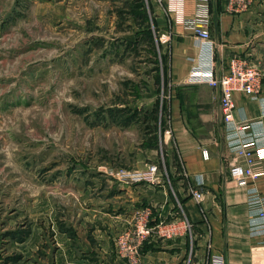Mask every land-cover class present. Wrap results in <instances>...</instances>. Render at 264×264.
<instances>
[{"label": "crops", "instance_id": "1", "mask_svg": "<svg viewBox=\"0 0 264 264\" xmlns=\"http://www.w3.org/2000/svg\"><path fill=\"white\" fill-rule=\"evenodd\" d=\"M149 2L154 33L166 55L164 120L159 141L147 145L137 166L161 158L160 183L123 184L102 166L97 193L76 195L67 215H54L47 226L33 227L32 235L17 242L24 264L30 259L36 264H264V216L259 213L264 173L245 184L230 173L233 164L244 163L237 148L247 143L257 145L264 170V76L255 96L235 92L229 123L223 119L221 92L210 84L228 71L235 55L264 73V0L242 9L230 0ZM203 18L209 21L210 39L194 31ZM143 206L152 207L151 223L167 219L178 227L172 236L145 240L139 261L132 263L118 254L115 239Z\"/></svg>", "mask_w": 264, "mask_h": 264}, {"label": "rangeland", "instance_id": "2", "mask_svg": "<svg viewBox=\"0 0 264 264\" xmlns=\"http://www.w3.org/2000/svg\"><path fill=\"white\" fill-rule=\"evenodd\" d=\"M150 7L0 0V264H24L17 242L97 193L102 166L143 168L159 141L166 55Z\"/></svg>", "mask_w": 264, "mask_h": 264}, {"label": "built area", "instance_id": "3", "mask_svg": "<svg viewBox=\"0 0 264 264\" xmlns=\"http://www.w3.org/2000/svg\"><path fill=\"white\" fill-rule=\"evenodd\" d=\"M254 0H230L233 8L242 9ZM194 31L202 39H210L211 32L209 21L203 18L195 22ZM264 73L260 66L251 62L248 58L235 55L230 59L228 71L213 77L210 84L219 88L221 92L220 104L223 119L229 123L234 118L235 92H243L255 96L261 88ZM242 123L236 127L241 128ZM257 145L247 143L237 148V154L245 158L244 163H235L230 167L232 177L239 183L245 184L248 179H257L264 173L262 158L256 156ZM115 180L120 183L133 185L141 183H160V165L158 162H148L143 168L110 167L106 170ZM196 198L202 197V192L192 190ZM152 207L143 206L136 210L129 227L123 229L115 239L117 252L121 257L127 258L132 263H137L141 256V248L145 240L154 234L161 236H172L178 227L176 224L168 223L167 219L159 220L152 225ZM264 216V210H260Z\"/></svg>", "mask_w": 264, "mask_h": 264}, {"label": "trees", "instance_id": "4", "mask_svg": "<svg viewBox=\"0 0 264 264\" xmlns=\"http://www.w3.org/2000/svg\"><path fill=\"white\" fill-rule=\"evenodd\" d=\"M165 70V69H164ZM162 122V121H161Z\"/></svg>", "mask_w": 264, "mask_h": 264}]
</instances>
